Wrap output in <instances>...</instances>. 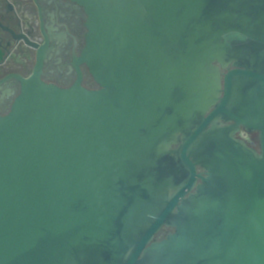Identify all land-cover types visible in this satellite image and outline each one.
I'll use <instances>...</instances> for the list:
<instances>
[{
	"label": "water",
	"instance_id": "95a60500",
	"mask_svg": "<svg viewBox=\"0 0 264 264\" xmlns=\"http://www.w3.org/2000/svg\"><path fill=\"white\" fill-rule=\"evenodd\" d=\"M72 1L88 19L66 88L25 6L0 3V63L35 50L0 80L20 86L0 114V264H264V0Z\"/></svg>",
	"mask_w": 264,
	"mask_h": 264
},
{
	"label": "flooded vegetation",
	"instance_id": "af4514ba",
	"mask_svg": "<svg viewBox=\"0 0 264 264\" xmlns=\"http://www.w3.org/2000/svg\"><path fill=\"white\" fill-rule=\"evenodd\" d=\"M18 9L21 5L30 8L25 14L22 12L23 28L21 32L26 34L35 44L41 46L49 41V57L45 66L44 80L61 87L71 86L76 78L77 71L74 60L80 55L85 44L87 31L86 21L88 14L83 5L72 0H6ZM38 7H37V5ZM27 11V10H26ZM35 26V28H33ZM9 61L0 63V80L7 72L19 70L23 75L29 74L35 64V50L29 47L23 39H20L9 49ZM26 63V69L18 68L20 63ZM82 84L89 89L99 88L85 64H82ZM19 83L11 80L0 86V114H5L19 91ZM241 137L257 152L261 150L259 132L241 133ZM199 172L202 168L198 167ZM174 228L164 226L157 234L156 239L164 238Z\"/></svg>",
	"mask_w": 264,
	"mask_h": 264
},
{
	"label": "crops",
	"instance_id": "0c3cea01",
	"mask_svg": "<svg viewBox=\"0 0 264 264\" xmlns=\"http://www.w3.org/2000/svg\"><path fill=\"white\" fill-rule=\"evenodd\" d=\"M1 1H2V0H0V3H1ZM26 10H27V9H26ZM26 10H25V14L28 12V10H27V11H26Z\"/></svg>",
	"mask_w": 264,
	"mask_h": 264
}]
</instances>
